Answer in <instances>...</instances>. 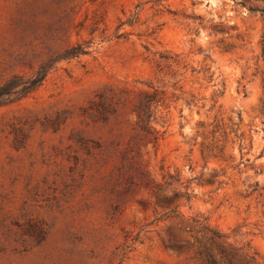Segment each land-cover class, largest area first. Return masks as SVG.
Here are the masks:
<instances>
[{
    "label": "rangeland",
    "instance_id": "374dc122",
    "mask_svg": "<svg viewBox=\"0 0 264 264\" xmlns=\"http://www.w3.org/2000/svg\"><path fill=\"white\" fill-rule=\"evenodd\" d=\"M52 60L0 105V264H264V0H0V84Z\"/></svg>",
    "mask_w": 264,
    "mask_h": 264
},
{
    "label": "trees",
    "instance_id": "16d2710c",
    "mask_svg": "<svg viewBox=\"0 0 264 264\" xmlns=\"http://www.w3.org/2000/svg\"><path fill=\"white\" fill-rule=\"evenodd\" d=\"M80 52H83L79 46L72 47L69 51L64 53L63 56L67 55H76ZM53 63L52 61L43 63L39 66V68L35 71V73L31 76L24 77L20 74H13L8 79H6L3 83L0 84V105L5 103L10 99L11 96H22L36 87H38L44 78L46 77L49 69L51 68ZM149 97V98H148ZM153 96H149L148 94L144 96V98L138 103L137 117L139 128L144 133H151L153 130L149 125V121L151 119V102L153 100ZM187 196H190L187 194ZM200 228L206 232L210 233L209 239L215 240L216 238L223 239L224 235L220 234L218 231L209 228L205 223L196 220L195 221ZM206 258L208 264H216L215 258L209 252H206Z\"/></svg>",
    "mask_w": 264,
    "mask_h": 264
}]
</instances>
